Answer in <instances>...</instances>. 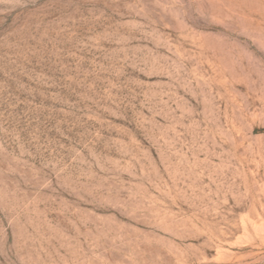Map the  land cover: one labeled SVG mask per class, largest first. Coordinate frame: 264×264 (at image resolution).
<instances>
[{"label": "rangeland", "instance_id": "1", "mask_svg": "<svg viewBox=\"0 0 264 264\" xmlns=\"http://www.w3.org/2000/svg\"><path fill=\"white\" fill-rule=\"evenodd\" d=\"M0 264H264V0H0Z\"/></svg>", "mask_w": 264, "mask_h": 264}]
</instances>
